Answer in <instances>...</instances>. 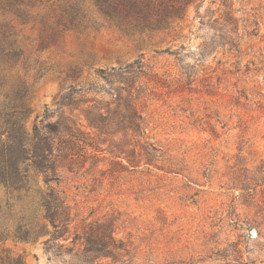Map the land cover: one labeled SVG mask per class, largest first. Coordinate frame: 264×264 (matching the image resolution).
Instances as JSON below:
<instances>
[{
	"label": "rangeland",
	"instance_id": "374dc122",
	"mask_svg": "<svg viewBox=\"0 0 264 264\" xmlns=\"http://www.w3.org/2000/svg\"><path fill=\"white\" fill-rule=\"evenodd\" d=\"M5 2L0 28L22 55L0 65V102L24 82L29 137L72 113L92 145L54 173L29 162L19 191L0 183V264H264V0H192L159 31L121 27L94 0L22 16ZM67 5L80 24L58 23ZM50 191L68 214L58 233Z\"/></svg>",
	"mask_w": 264,
	"mask_h": 264
},
{
	"label": "trees",
	"instance_id": "16d2710c",
	"mask_svg": "<svg viewBox=\"0 0 264 264\" xmlns=\"http://www.w3.org/2000/svg\"><path fill=\"white\" fill-rule=\"evenodd\" d=\"M7 8L18 16L25 14V6L41 0H4ZM192 0H94L97 10L115 24L124 28H136L141 31H159L170 27L181 19L183 11ZM83 15L77 6H65L58 23L63 27L76 26L82 22ZM11 32L0 28V65L16 62L22 53L16 48ZM6 81L0 77V87ZM27 89L24 82L11 86V92H4L0 102V183L8 191H19L24 188L29 162L42 173H54L57 163L65 161L77 164L86 157V146L89 143V132L82 129L84 125L76 115L61 117L54 122L41 123L33 126L29 137L22 125V116L27 111L25 97ZM103 108V107H101ZM112 110L106 107L98 113L99 122L104 124L110 119ZM88 126L92 120L84 114ZM82 143V144H81ZM81 152V153H80ZM123 152V151H122ZM127 162H130L127 159ZM122 166L126 167L122 163ZM47 180L55 179L44 174ZM46 209L44 218L48 219L55 231L60 229L67 220V211L63 202L54 191L48 193L43 202ZM0 226V237L4 234Z\"/></svg>",
	"mask_w": 264,
	"mask_h": 264
}]
</instances>
